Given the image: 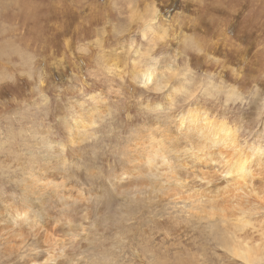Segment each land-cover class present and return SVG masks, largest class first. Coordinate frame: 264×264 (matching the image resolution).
Returning a JSON list of instances; mask_svg holds the SVG:
<instances>
[{
	"label": "rangeland",
	"instance_id": "1",
	"mask_svg": "<svg viewBox=\"0 0 264 264\" xmlns=\"http://www.w3.org/2000/svg\"><path fill=\"white\" fill-rule=\"evenodd\" d=\"M188 108L264 177V0H0V264H264V201L209 217L145 167Z\"/></svg>",
	"mask_w": 264,
	"mask_h": 264
},
{
	"label": "bare ground",
	"instance_id": "2",
	"mask_svg": "<svg viewBox=\"0 0 264 264\" xmlns=\"http://www.w3.org/2000/svg\"><path fill=\"white\" fill-rule=\"evenodd\" d=\"M134 69L133 74L144 84L152 78L147 69ZM200 111L188 108L178 115L173 135L158 131L153 149L144 159L145 167L153 171L152 176L155 172V183L165 193L182 195L184 199L193 198L192 202L196 203L201 201V205L194 206L205 211L209 217L222 220L234 217L239 221L237 212H250L254 203L264 201V177H260L261 172L256 167L260 161L255 156L258 150L253 146H239L231 127L223 120L208 119L202 111L200 115ZM84 122L87 121L74 120L72 129L76 134L79 128L86 126ZM200 180L205 182L199 183ZM26 215L17 219L23 223L22 217L26 219ZM31 221L35 226V230H31L35 232L37 242L55 249L58 236L53 221L35 217ZM252 248L234 245L231 255L253 264L257 256L253 255ZM36 260L35 255L25 264H37Z\"/></svg>",
	"mask_w": 264,
	"mask_h": 264
}]
</instances>
